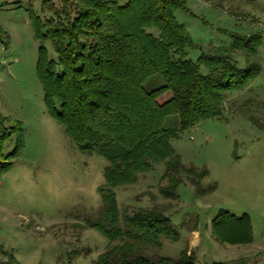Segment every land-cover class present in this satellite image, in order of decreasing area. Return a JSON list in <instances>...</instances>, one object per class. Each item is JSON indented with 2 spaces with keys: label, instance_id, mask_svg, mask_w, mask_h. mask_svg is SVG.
Listing matches in <instances>:
<instances>
[{
  "label": "rangeland",
  "instance_id": "obj_1",
  "mask_svg": "<svg viewBox=\"0 0 264 264\" xmlns=\"http://www.w3.org/2000/svg\"><path fill=\"white\" fill-rule=\"evenodd\" d=\"M44 1L0 0V29L8 36L6 45L0 40V137L6 136L2 156L12 154L21 139L11 167L0 175V263L92 264L112 245L88 226L102 213L98 187L107 162L81 152L45 107L36 74L40 43L26 11L31 9L42 21L50 18ZM182 1L185 10L174 16L195 45L187 51L188 59L228 47L236 36L257 35L252 61L258 72L228 97L221 116L170 140L184 168L207 171L200 183L204 193L195 192L180 173L183 182L176 197L163 198L158 191L166 185L160 179L163 162L113 192L120 221L135 209L160 210L176 227V241L162 239L160 249L150 247L146 255L179 259L195 229L202 240L189 252L197 264H212L236 246L218 243L211 233V221L221 210L236 217L246 214L253 224V243L240 246L241 251H264V0ZM50 3L57 7L59 0ZM44 47L54 58L50 43ZM241 54L232 59L244 68Z\"/></svg>",
  "mask_w": 264,
  "mask_h": 264
},
{
  "label": "trees",
  "instance_id": "obj_2",
  "mask_svg": "<svg viewBox=\"0 0 264 264\" xmlns=\"http://www.w3.org/2000/svg\"><path fill=\"white\" fill-rule=\"evenodd\" d=\"M50 2L43 3L51 13L43 21L26 10L40 43L36 74L45 107L81 152L107 162L104 183L98 187L102 213L88 226L112 245L92 264H197L186 250L177 260L146 255L150 247L160 249L162 239L176 241L178 231L160 210L135 209L120 221L113 189L133 184L163 162L160 179L166 185L158 189L163 198L176 197L183 182L180 173L195 192L204 193L200 183L207 171L184 168L170 140L221 116L228 97L258 72L252 60L260 37L236 36L228 47H213L192 61L187 51L195 45L174 16L176 10H185L182 0H59L57 7ZM7 37L0 29L4 45ZM45 42L54 58L47 55ZM237 52L244 68L232 59ZM5 137H0V175L21 147L18 138L13 153L2 156ZM211 233L220 244L252 242L246 214L219 211Z\"/></svg>",
  "mask_w": 264,
  "mask_h": 264
},
{
  "label": "crops",
  "instance_id": "obj_3",
  "mask_svg": "<svg viewBox=\"0 0 264 264\" xmlns=\"http://www.w3.org/2000/svg\"><path fill=\"white\" fill-rule=\"evenodd\" d=\"M251 224V230H252V242L253 243V224ZM202 240L201 235L196 231L195 229L191 230L187 237V249L188 251H193L194 248L198 247L200 244V241ZM245 245V246H246ZM242 245H236L234 246L233 250L229 252L228 256L226 257L224 253H222L223 260L219 261H213L212 264H264V251L259 250H245L241 251L239 248Z\"/></svg>",
  "mask_w": 264,
  "mask_h": 264
}]
</instances>
